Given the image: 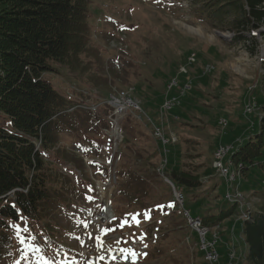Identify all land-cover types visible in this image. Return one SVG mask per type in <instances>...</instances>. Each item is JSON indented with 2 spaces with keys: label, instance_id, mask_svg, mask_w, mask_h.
<instances>
[{
  "label": "rangeland",
  "instance_id": "obj_1",
  "mask_svg": "<svg viewBox=\"0 0 264 264\" xmlns=\"http://www.w3.org/2000/svg\"><path fill=\"white\" fill-rule=\"evenodd\" d=\"M89 1L78 63L55 65L44 76L74 110L67 119L75 122L45 155L57 203L41 222L13 224V247L0 264H97L103 256L113 260L99 264H139V253L157 240H139L153 222V237L175 236L173 245L169 238L159 242L162 264H210L189 217L209 229V241L216 235L214 264H247L241 226L264 208V147L248 171L232 155L261 131L264 137V23L253 32H222L192 23L186 3ZM123 36L125 44H116ZM115 99H131L144 113L131 108L113 118ZM249 103L252 116L245 113ZM155 125L162 136H154ZM0 129L15 131L1 112ZM221 148L228 151L219 158ZM217 163L230 172L221 175ZM171 169L193 173L202 184L176 187L165 176ZM228 195L238 213L205 226L204 215L230 206Z\"/></svg>",
  "mask_w": 264,
  "mask_h": 264
},
{
  "label": "trees",
  "instance_id": "obj_2",
  "mask_svg": "<svg viewBox=\"0 0 264 264\" xmlns=\"http://www.w3.org/2000/svg\"><path fill=\"white\" fill-rule=\"evenodd\" d=\"M185 1L192 23H207L222 32H253L264 23V0ZM89 5V0H0V112L11 119L15 130L0 129V258L13 247L14 223L22 218L41 222L49 206L57 203L45 155L56 147L57 133L75 120L68 121L72 118L68 103L44 76L54 72L55 65L74 68L78 63L86 46ZM263 147L261 131L232 159L248 171ZM193 175L171 169L165 176L176 187L196 188L202 181ZM237 213L238 205L230 204L201 220L213 228ZM153 224L141 228L139 240L147 244L157 240L139 253V264H162L160 254L155 255L159 242L169 238L168 244H174L171 232L153 237ZM240 234L247 264H264L263 207L243 223Z\"/></svg>",
  "mask_w": 264,
  "mask_h": 264
},
{
  "label": "built area",
  "instance_id": "obj_3",
  "mask_svg": "<svg viewBox=\"0 0 264 264\" xmlns=\"http://www.w3.org/2000/svg\"><path fill=\"white\" fill-rule=\"evenodd\" d=\"M122 45V44H121ZM113 104L116 105V107H121L122 109H127L128 107H134V108H137L139 109L138 105L135 104L131 99L129 100H125V99H115L113 100ZM255 112V108L253 106L252 103H249L247 106H246V110H245V113L247 115H252L254 114ZM159 136H162V131L160 128H158V133H157V137ZM227 149H223L221 148V157L226 155L227 153ZM218 166H222L221 163H217ZM223 167V166H222ZM223 172L228 174L229 171L228 169H226V167H223ZM228 182V181H227ZM228 199L234 197V196H231V195H228L227 196ZM189 222L190 223H194L195 226H196V231L200 234V236H202L203 238V241H202V244H201V247L202 249L204 250V253H206V257H207V262L210 261V258L213 256V255H218V252L216 250V246H215V239L212 240V241H209L207 239V236H208V233H206L204 230H203V227L200 223V221H191L189 219Z\"/></svg>",
  "mask_w": 264,
  "mask_h": 264
},
{
  "label": "bare ground",
  "instance_id": "obj_4",
  "mask_svg": "<svg viewBox=\"0 0 264 264\" xmlns=\"http://www.w3.org/2000/svg\"><path fill=\"white\" fill-rule=\"evenodd\" d=\"M116 107V106H115ZM117 108V116H118V118H122L123 117V114H124V112H123V110L124 109H122L121 107H116ZM157 133H158V128H156V130H155V136H157ZM119 134H120V131H119V129H116V131H115V138H116V136L117 137H119ZM118 138H116V143H115V150H117V147H118ZM217 157H221V149L218 151V155H217ZM216 158V157H215ZM215 167H216V169H217V171L222 175L223 174V167L221 168V170H220V168L219 167H217V164L215 165ZM230 172V171H229ZM236 176V175H235ZM235 178V177H234ZM228 198V197H227ZM229 201L230 202H235V203H238V201L236 200V198L235 197H232V198H230L229 199ZM109 203H110V201H109ZM111 206V205H110ZM189 219L191 220V221H199V220H197V219H195V218H190L189 217ZM190 225L192 226V228L194 229V230H196V226H195V224L194 223H190ZM203 230L206 232V233H208V231H209V229H207V228H204L203 227ZM214 239H215V246L217 245V241H218V239H217V237H216V235H214ZM200 250L204 253V250L202 249V247H201V244H200ZM109 253H111V252H109ZM108 253V254H109ZM112 253H119V252H117V251H115V252H112ZM120 254V253H119ZM121 255V254H120ZM124 256V255H123ZM133 257H135V256H133ZM204 258H205V260L207 261V257H206V253H204ZM112 259V258H111ZM219 259V255H213L211 258H210V261L208 262V263H210V264H214L215 262H217V260ZM115 261H117V260H115ZM118 261H120V260H118ZM120 262H124V261H120ZM129 262H131V263H134L133 261H129ZM125 263V262H124Z\"/></svg>",
  "mask_w": 264,
  "mask_h": 264
},
{
  "label": "snow or ice",
  "instance_id": "obj_5",
  "mask_svg": "<svg viewBox=\"0 0 264 264\" xmlns=\"http://www.w3.org/2000/svg\"><path fill=\"white\" fill-rule=\"evenodd\" d=\"M149 219L151 218L150 216L148 217ZM24 231H28L27 229H24ZM104 231L107 233L108 232V229H104ZM25 241L24 240H21L20 243H24ZM146 247V245H145ZM130 254L132 255H135L134 252H132L131 250H129ZM101 260H103V257H100Z\"/></svg>",
  "mask_w": 264,
  "mask_h": 264
}]
</instances>
